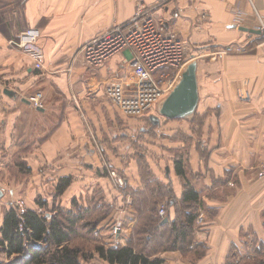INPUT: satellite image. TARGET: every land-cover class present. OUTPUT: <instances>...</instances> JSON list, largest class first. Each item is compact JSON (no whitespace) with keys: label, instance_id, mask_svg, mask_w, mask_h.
<instances>
[{"label":"crops","instance_id":"1","mask_svg":"<svg viewBox=\"0 0 264 264\" xmlns=\"http://www.w3.org/2000/svg\"><path fill=\"white\" fill-rule=\"evenodd\" d=\"M140 4L184 43L187 58L197 60L199 102L194 121L167 120L162 135L173 146L146 150H157L165 171L163 182H171L178 198L184 179L175 173L174 161L182 159L185 178L202 201L197 210L204 220L194 221L191 241L202 248L156 255L163 264H253L257 253L251 251L252 239L264 241V179L255 176L264 159V36L242 28L255 29L254 10L264 13V0H0V226L6 205L20 199L27 202L23 191L31 198L26 208L41 212L42 208L32 206L34 199L41 195L50 201L57 167L59 177L81 174L76 184L83 200L87 192L91 197L95 184L110 203L123 202L119 210L131 222L121 226L114 239L125 244L137 214L131 196L121 194L116 186L113 189L110 180L99 175L103 173L100 155L91 148L97 144L98 126L94 137L88 121L100 116L94 90L99 78L107 70L128 72L129 53L115 54L93 72L84 63L81 48L112 27H126ZM27 30L37 34L36 46L44 56L40 70L33 67L30 52L10 43ZM32 97L40 107L27 101ZM72 97L78 103L73 99V104ZM59 147H64L65 157L53 160ZM110 158V166L123 171ZM16 160L30 168V176L22 182L17 176L24 173ZM136 164L133 178L127 174L129 169L123 171L129 189L145 186ZM149 167L154 171L151 163ZM7 170L17 178L11 184ZM168 215L171 220L176 217L174 208ZM98 228L101 234L103 229ZM4 257L0 254L1 262ZM14 257L20 259L14 264H19L23 255L7 258ZM86 264L109 263L95 255Z\"/></svg>","mask_w":264,"mask_h":264},{"label":"trees","instance_id":"2","mask_svg":"<svg viewBox=\"0 0 264 264\" xmlns=\"http://www.w3.org/2000/svg\"><path fill=\"white\" fill-rule=\"evenodd\" d=\"M195 116L189 122L194 121ZM141 161L149 172L147 162L143 159ZM15 165L19 172L30 173V168L24 161L16 160ZM174 170L184 179L180 198L174 194L172 185H164L161 181L147 185L143 180V188L129 189L124 186L120 189L121 194L131 196V205L137 214L124 245H106L101 242L98 232L99 223L112 208L118 207V203H104L100 194H94L89 201L91 207L84 206L81 201L78 203L75 198L70 200V207H64L56 199L70 186L72 176H62L54 185L53 204L49 205L48 200L41 195L34 200V206L44 209V213L28 207L20 215L16 205L4 207L0 226V254H5L6 257L23 255L20 264H86L95 255L109 264H163L164 260L156 255L160 251L196 250L201 245L190 247V244L194 243L191 242L193 225L198 214L197 207L201 206L202 201L199 192L185 178L182 159L174 161ZM139 171L143 179V167H139ZM161 205L165 209L163 217L158 212ZM170 208H174L176 212L173 220L168 215ZM165 217L168 220L162 222ZM162 232L165 234L159 241L167 240L168 248L161 244L163 240L155 243ZM252 240L251 251L257 253L253 264H264V241L258 237H253ZM245 263L249 264L248 261ZM0 264L3 263L0 261Z\"/></svg>","mask_w":264,"mask_h":264},{"label":"rangeland","instance_id":"3","mask_svg":"<svg viewBox=\"0 0 264 264\" xmlns=\"http://www.w3.org/2000/svg\"><path fill=\"white\" fill-rule=\"evenodd\" d=\"M262 36H264V34H261ZM263 39V38H262ZM239 48V47H238ZM125 52L128 51L124 50ZM123 52V51H122ZM130 57V54L128 55V58ZM186 57H187V53H186ZM108 61V60H107ZM104 62L102 64H100L99 66H97L96 68H94L96 71L93 72H97V70L102 69L105 64L107 63ZM124 61V59H123ZM121 64V63H120ZM90 69V68H89ZM92 69V68H91ZM117 69V68H116ZM166 69V68H165ZM38 70V69H37ZM118 71V69H117ZM108 71L106 72V74L104 75V78H99L98 82L96 83V87H95V97L96 95L97 97V104L99 105V111H100V116L98 117V119L96 120H89L88 121V129L93 131L91 133H93V136L96 137V135H98V139H96L97 144H95V147H91L93 148L97 154V156L99 157V163L100 166L103 169V173L101 172L99 175L101 176H105L110 180L111 183V187H113V189L115 188L114 186H116L115 181L113 180V178L109 175L110 171H115L117 172L115 169L112 168V166H110V162L111 160V156L112 158H114L115 160V164L116 167H119V169H123V171L127 168L129 170H127V174L132 177V172H136V163H138V169L139 167H143V172L145 174V177L143 178V180L147 183V185H154V181H161L162 183H164V185H172L171 182H163V176L165 171L161 168V166L159 165L160 162L157 159V155L158 152L157 150H150L147 152L146 147H153V149H157L156 147H171L173 146V144L171 142L165 141L168 137L163 136L162 133V125L167 121V119L160 117V122L159 124H157L156 126L152 125L150 120H149V115H157L156 112V103L159 100L152 104L150 107H147L146 109L144 108L145 105L138 103L135 111L127 113L126 108L122 107V103L120 102L119 98L116 96L115 94V98H111L107 91L108 88L113 86L114 84L115 86V90L116 88L118 90H120L121 94H124L126 92H128V87L129 86H137L138 84V80L136 77H134L131 69L128 72H123V71ZM91 74V71H88ZM165 72H167V74H169L170 76H174L175 75V68H167L165 70ZM112 84H109V83ZM114 82V83H113ZM97 93V94H96ZM77 96V95H76ZM73 97H72V103L75 104V99L73 101ZM78 103V102H76ZM77 110L78 108L76 107V105L74 106ZM197 112V110H196ZM72 125L75 126L76 121L72 120L71 121ZM86 125V124H85ZM98 126V134L96 133L95 128ZM86 129V128H85ZM87 132V131H86ZM107 132V133H106ZM96 133V135H95ZM89 134V133H88ZM109 135V136H108ZM90 137V135H89ZM91 143L92 142V137H90ZM99 141V143H98ZM96 143V142H95ZM100 143L103 145L101 147ZM94 145V144H93ZM62 148L64 147H59V150L57 152H55V154L53 155V160H58L60 158V156H64L65 155L61 152ZM150 157V158H147ZM144 160V162L146 161L148 166L149 163H151V165L154 168V171L152 169L149 168V172L146 171L144 164L141 160ZM111 160V161H110ZM55 161H54V165H55ZM101 167L99 168L101 170ZM131 168V169H130ZM109 171V172H108ZM123 171L121 170L120 173L117 172L119 174V176H121L123 179L125 178L124 176H128L125 175V171L123 173ZM153 171V172H152ZM7 172L10 174V180L11 182H9V184H11L14 180H12V178L14 176L11 171ZM116 173V174H117ZM96 174V173H95ZM159 174V175H158ZM81 174H77L75 173L72 176V182H71V186H69V189L66 191V193H63L61 196L57 197L56 201L58 204L64 206V207H70V200L75 198L78 203L79 201H81L83 203V205H88V207H91V205L89 204V199H91L92 197L89 198L90 194H88V192L85 194L84 196V200L82 198L83 193H79V191L81 190V186L76 184L77 179L79 178ZM98 175V174H96ZM98 175V176H99ZM159 177H157V176ZM16 176V175H15ZM30 176V173H24V175L21 176H17V178H20V181H24L25 179H27ZM57 177H59V168L54 167L53 168V174H52V185L50 186L51 190H49V195L51 196L50 201H47L50 204H53V196L55 195L54 193V185L56 184L57 181ZM129 177V178H130ZM251 177V176H250ZM15 180H17L16 177H14ZM91 179V177H89ZM6 180V179H5ZM144 182V184H145ZM92 183H90L89 185H91ZM105 185V184H103ZM8 186H12V185H8ZM17 187V185H14ZM95 186V187H94ZM125 186V184H124ZM140 186V184H139ZM94 187V188H93ZM98 186H96L95 184L92 185V194H100L101 195V199L104 203H110L108 201V198H106L105 193L102 191H100L99 188H97ZM26 187L24 186L22 189H25ZM106 190H108V188H105ZM116 189V188H115ZM100 191V192H99ZM109 191V190H108ZM23 193H25V197L27 202L23 199V206L26 208L27 207V203H30L31 198L29 196H27V191H23ZM150 195L152 193H149ZM167 195V194H166ZM53 198V199H52ZM35 200V199H34ZM112 201V200H111ZM113 205L115 204V201L112 202ZM11 205H16V203H12ZM7 206V205H6ZM34 207V205H32ZM123 206V202H118V207H114L112 208L108 214L105 216L104 220L102 219V221L99 223L98 227H101V229H103V231L100 234L101 237V242L105 243L106 245L109 244H118L120 242H118L116 239H114L115 233L116 231H114V227L118 228V232H119V228L122 226L125 227L128 225L130 221V219L128 218V216L126 215V213L121 210H119V208ZM171 207V206H170ZM160 208H163V205L159 206V210L158 212H160ZM27 209V208H26ZM168 209V207H167ZM18 211V209H17ZM44 212V209L41 210L40 213ZM165 212V209H164ZM94 214V213H93ZM95 215V214H94ZM104 216V215H103ZM163 217V216H161ZM135 219V217L133 218ZM98 230L100 231V228H98ZM98 231V232H99ZM167 233V232H166ZM165 233L162 232V236L160 237V234L158 235L157 240H155V243H159L163 240V242L161 244H164V248H168V243L167 240L162 239L161 241H159L161 238H163ZM82 235V233H81ZM112 243H109L111 242ZM160 246V245H159ZM156 248V247H155ZM160 249V247H159ZM158 249V250H159ZM20 259L19 258H10L8 259L7 257L3 258V264H14L16 262H18ZM20 264V263H19Z\"/></svg>","mask_w":264,"mask_h":264},{"label":"built area","instance_id":"4","mask_svg":"<svg viewBox=\"0 0 264 264\" xmlns=\"http://www.w3.org/2000/svg\"><path fill=\"white\" fill-rule=\"evenodd\" d=\"M157 1L162 2L163 0ZM254 11L257 19L255 29L259 30L260 34H264V13ZM36 41L35 31L27 30L21 38L11 40L10 43L30 52L33 67L40 70L43 67L44 56L36 46ZM124 50L130 54L125 62L137 78L138 84L129 86L128 92L124 94H121L117 88L115 90L116 85L114 84L108 88L107 93L113 99L116 94L127 113L135 111L138 103L145 105L146 109L156 103L161 96V98L166 96L178 82L181 70L187 63L184 43L173 32L165 30L151 14L149 8L143 4L137 7L126 27H112L89 39L81 48L84 63L90 69L96 68ZM165 68H175V75L167 74ZM28 101L35 107L41 106L36 97ZM116 173L113 170L109 172V175L115 181L116 187L121 189L125 181ZM255 176L258 179H264V159L255 168ZM16 207L20 215L26 210L22 200L16 202ZM164 213V209L160 208L159 215L163 216ZM203 220L204 214L201 212L196 216L195 221L201 224ZM117 230L118 228L114 227L115 234ZM197 243L195 241L190 247Z\"/></svg>","mask_w":264,"mask_h":264},{"label":"water","instance_id":"5","mask_svg":"<svg viewBox=\"0 0 264 264\" xmlns=\"http://www.w3.org/2000/svg\"><path fill=\"white\" fill-rule=\"evenodd\" d=\"M260 33L257 29H247ZM8 95L12 91L5 90ZM28 101V100H27ZM199 102L197 60L195 57L187 58V63L180 73V78L172 90L156 103L157 115H149L152 125L160 122V117L168 120L181 119L190 121L194 118ZM2 195L0 191V196Z\"/></svg>","mask_w":264,"mask_h":264}]
</instances>
